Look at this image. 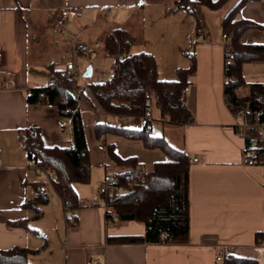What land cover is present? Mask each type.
<instances>
[{
  "label": "crops",
  "instance_id": "obj_1",
  "mask_svg": "<svg viewBox=\"0 0 264 264\" xmlns=\"http://www.w3.org/2000/svg\"><path fill=\"white\" fill-rule=\"evenodd\" d=\"M239 1L229 0L218 9L192 3L194 8L187 10L193 13L195 26L188 34L190 44L180 49L196 55V72L188 77L185 98L193 121L174 126L153 110L152 128L157 132L161 128L192 162L189 242L170 245L108 243L109 235L144 234L146 228L134 220L108 223L103 206L81 208L77 223L70 225L60 196L58 212L50 208L49 198L38 217L23 205L34 196L32 182L40 181V175L29 166L21 131L40 126L47 146L65 147L72 141L71 129L60 124L57 108L28 103L27 91L49 85L54 70H65L67 62L75 61L70 56L73 46L90 50L89 42L95 41L97 48L104 47L115 28L127 30L132 45L145 0H0V82L6 86L0 89V249L18 245L35 251L28 264H224L228 254L264 264V165L248 161L247 137L239 134L224 95L229 39L223 38L222 20ZM68 8L77 11L74 18L61 13ZM240 16L259 24L244 33V40L264 43V0L248 1ZM76 70L79 73L77 62ZM242 73L245 84L237 92L246 96L250 84L264 83V61L245 62ZM89 82L81 85L85 88ZM84 92L79 108L93 163L92 140L99 141L95 126L109 118L87 87ZM95 150L103 156L98 162L105 164V150L98 146ZM16 220H26L29 228L10 225Z\"/></svg>",
  "mask_w": 264,
  "mask_h": 264
},
{
  "label": "trees",
  "instance_id": "obj_2",
  "mask_svg": "<svg viewBox=\"0 0 264 264\" xmlns=\"http://www.w3.org/2000/svg\"><path fill=\"white\" fill-rule=\"evenodd\" d=\"M229 0H177L180 4H199L211 9L224 6ZM250 0H240L229 10L222 20V31L227 34L224 65V95L233 114L239 109L246 110L249 125L245 128L247 148L245 153L249 162L264 165V83L250 84V93L241 96L237 89L245 84L242 66L245 62L264 61V43L244 40V33L259 24L240 16L242 6ZM200 26L196 32H199ZM129 40V41H127ZM129 32L123 28L113 29L106 37L104 53L118 63L111 82H89L97 104L108 115L111 122L131 118L135 123L143 122L141 127H117L108 121L97 123L96 138L105 146L107 133L113 132L130 139H140L148 148H159L167 159L156 161L146 170L141 171V162L136 156L124 157L115 148L108 145V161L114 166L106 173L119 178L127 192L122 195H105L104 202H89L76 190V183L91 181L92 162L87 146L84 124L79 102L84 97V86L78 83L75 70H54L52 76L57 84L50 83L43 87L30 88L26 99L30 104L55 106L62 119L71 120V144L65 147L47 146L42 129L38 125L21 131L20 140L28 156L30 168L50 166L52 173L44 174L51 181L55 192L60 196L66 214L83 207L105 206L116 214V219L106 218L108 223L115 221H138L145 225L144 234H120L107 236L110 244H185L190 234V166L188 154L173 146L163 135L153 134V110H159L162 121L174 125H185L193 121L192 113L184 103L188 86V77L196 72V55L192 50H183L189 58L186 67L177 69V78L165 80L160 77L157 57L148 51H131ZM151 100L152 120H148L145 102ZM150 126V127H148ZM106 149V147H105ZM34 196L24 202V207L35 213L43 214V207L49 201V195L41 181L32 182ZM13 226L29 228L26 220L9 222ZM263 235L257 234L259 241ZM35 251L12 246L0 249V264H28V259ZM224 264H259L256 258L240 257L228 254Z\"/></svg>",
  "mask_w": 264,
  "mask_h": 264
},
{
  "label": "rangeland",
  "instance_id": "obj_3",
  "mask_svg": "<svg viewBox=\"0 0 264 264\" xmlns=\"http://www.w3.org/2000/svg\"><path fill=\"white\" fill-rule=\"evenodd\" d=\"M145 2V6L142 7V19L137 25L138 38L133 40L131 51H148L153 53L157 57L159 63L160 77L165 80H174L177 78V69L188 65L189 60L181 51L180 46L184 47L190 44L191 39H189L188 34H191L193 31L195 18L193 13L180 8L177 0H145ZM164 11L167 13L165 16L163 14ZM79 46H76V48L72 50L73 54L70 55L71 58H74L75 64L77 62L80 68L78 83L80 82L81 84L84 80L103 82L107 78L108 72L112 73L114 71L113 62L115 59L105 55L103 46L97 48L95 41L89 42V51H91V55L88 53L87 56H84L75 53V50H77ZM89 66L94 67L93 77H83L84 72ZM86 87L94 97L93 91L88 86ZM86 87L84 89H86ZM93 99H95V97ZM155 112L157 114L156 110ZM122 121L128 128L141 127L143 125L135 123L131 118L122 119ZM153 129L158 135H163L161 128L159 132H157L154 127ZM101 138L105 139V162L109 159L106 151L108 145L111 143L115 144L116 151L120 155L124 157L136 156L141 162V171L148 170L156 161L167 159L166 154L161 149L148 148L140 139L126 138L113 132L107 133L106 136ZM100 142L103 143L102 139H100ZM92 143L91 153H93L95 162L92 163L91 181L89 183H76L75 187L82 198L102 204L104 202V196L100 189L105 183L106 171L112 170L114 166L109 165L106 168L103 162H98V159H103V156L95 150L99 141L94 142V140H92ZM38 179L43 183L51 199L50 208L58 212L60 208V199L50 179L45 175L38 176ZM119 222L120 221H115V223ZM54 246L55 243L53 247Z\"/></svg>",
  "mask_w": 264,
  "mask_h": 264
},
{
  "label": "built area",
  "instance_id": "obj_4",
  "mask_svg": "<svg viewBox=\"0 0 264 264\" xmlns=\"http://www.w3.org/2000/svg\"><path fill=\"white\" fill-rule=\"evenodd\" d=\"M179 7L186 9V10H191L194 8L191 4H184V3L180 4ZM61 13L63 14V16H66L68 18H74L77 15V11L75 9H72V8L64 9L61 11ZM199 32L202 33L201 28H199ZM227 37H228L227 34L223 33V38H227ZM127 41H129V40H127ZM73 48L75 49L76 46H73ZM75 53H79V54L87 56L89 53V50H88V47L86 45H81L78 47L77 50H75ZM2 59H3V55H2V52L0 51V63L2 62ZM116 67H118V63L115 61L114 69ZM65 69H68L69 71L75 70L76 69L75 61L67 62ZM113 77H114V72H112L108 75L107 81L111 82ZM50 83L57 84L58 79L56 77L52 76L50 78ZM3 87H6V86L4 85L3 82H0V89ZM188 90H189V87L188 86L185 87L184 93L186 94L188 92ZM184 103L186 104L185 100H184ZM145 106H146V112L149 114L148 120H152V116L150 115L152 103H151L150 99L146 100ZM234 116L237 119V128L239 130V134L244 136L245 135V128L249 125L245 108L237 110L236 113L234 114ZM108 122L114 124L117 127H125V125L121 121L111 122L109 120ZM60 124L63 127H67V128L71 129V120H69V119H62L61 118ZM148 127H150V126H148ZM151 132L153 134H156V132L154 131L153 128H151ZM259 133L261 135H263L264 130H259ZM97 146H98V149L105 150V146L103 143L99 142ZM197 160H198V158H194V161H197ZM253 163H255V160L253 161ZM52 171L53 170L50 166H47L46 168L40 167V168H37V170H36L37 174L40 176H42L44 174L52 173ZM100 191H101V193H103L105 195H112V194L122 195V194H125L127 192V189L123 184H121L119 178L115 177L112 173H108V174H106L105 183L101 187ZM103 210H104L106 218L108 217L110 219H116V217H117L116 214L114 212H109V209H107V207L103 206ZM67 219L70 221V223H74L75 222V212H69L67 214ZM217 258L220 260V259H222V256L219 255Z\"/></svg>",
  "mask_w": 264,
  "mask_h": 264
},
{
  "label": "water",
  "instance_id": "obj_5",
  "mask_svg": "<svg viewBox=\"0 0 264 264\" xmlns=\"http://www.w3.org/2000/svg\"><path fill=\"white\" fill-rule=\"evenodd\" d=\"M85 77H91L92 76V66H89L87 70L84 73Z\"/></svg>",
  "mask_w": 264,
  "mask_h": 264
}]
</instances>
